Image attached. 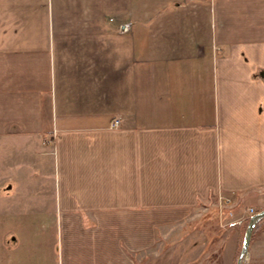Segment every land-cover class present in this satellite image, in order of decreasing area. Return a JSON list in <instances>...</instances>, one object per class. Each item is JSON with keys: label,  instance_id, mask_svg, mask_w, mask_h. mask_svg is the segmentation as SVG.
<instances>
[{"label": "crops", "instance_id": "0c3cea01", "mask_svg": "<svg viewBox=\"0 0 264 264\" xmlns=\"http://www.w3.org/2000/svg\"><path fill=\"white\" fill-rule=\"evenodd\" d=\"M0 155V264L196 261L264 208V0H0Z\"/></svg>", "mask_w": 264, "mask_h": 264}, {"label": "rangeland", "instance_id": "374dc122", "mask_svg": "<svg viewBox=\"0 0 264 264\" xmlns=\"http://www.w3.org/2000/svg\"><path fill=\"white\" fill-rule=\"evenodd\" d=\"M25 146H30L29 149H31L32 151L35 148V145L32 144V142L30 143H25ZM10 149V148H9ZM28 152V151H26ZM8 155H11V152H9ZM11 156H9L7 159L11 160ZM4 156L0 155V166L2 164H5L6 162L4 161ZM15 163H19V161H17L19 158L18 156H15ZM32 162H37V160H33ZM31 162V163H32ZM2 172H0L1 174ZM5 173V172H3ZM10 173V172H9ZM236 204L233 202V200L230 197H219L216 200H213L211 202H208L206 204H203L200 208V220L203 226H205L206 228H208V233H210V240H208V245L206 247V249L204 250V252L202 253L201 256L198 257V259L192 263L189 264H220V253H219V244H220V239H219V235H218V229H225L226 225H228V222L230 221L231 218H233V216L238 215V220H240L243 223V227L244 229L247 226V223L249 221V217L258 212L259 210L255 211L253 208H247L244 210V212L238 211L236 212ZM261 210V208H260ZM236 213V214H235ZM238 213V214H237ZM199 216V215H198ZM263 219V218H262ZM261 219V220H262ZM260 220V221H261ZM259 221V222H260ZM258 222V223H259ZM257 223V224H258ZM193 224H196L193 223ZM258 226V225H257ZM259 229L257 230V232L255 233V237H262V230H264V222L260 223ZM254 237V238H255ZM259 239L257 238L256 241H258ZM241 244H239L237 252H236V256H238L239 250H240ZM237 259V257H236ZM249 261L248 259V253L246 254L245 259L243 260V264H247ZM236 264V263H235Z\"/></svg>", "mask_w": 264, "mask_h": 264}, {"label": "water", "instance_id": "95a60500", "mask_svg": "<svg viewBox=\"0 0 264 264\" xmlns=\"http://www.w3.org/2000/svg\"><path fill=\"white\" fill-rule=\"evenodd\" d=\"M263 217H264V208L252 214L249 217V221L244 231V236H243V240L241 243V247H240L237 259H236V264H243V260L245 259L247 251H248V245L250 242L253 229Z\"/></svg>", "mask_w": 264, "mask_h": 264}, {"label": "built area", "instance_id": "2783aa9c", "mask_svg": "<svg viewBox=\"0 0 264 264\" xmlns=\"http://www.w3.org/2000/svg\"><path fill=\"white\" fill-rule=\"evenodd\" d=\"M117 123H118V120H115L114 125H116Z\"/></svg>", "mask_w": 264, "mask_h": 264}]
</instances>
